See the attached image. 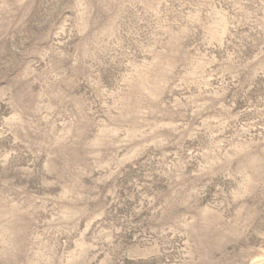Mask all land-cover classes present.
Returning <instances> with one entry per match:
<instances>
[{
  "label": "rangeland",
  "instance_id": "obj_1",
  "mask_svg": "<svg viewBox=\"0 0 264 264\" xmlns=\"http://www.w3.org/2000/svg\"><path fill=\"white\" fill-rule=\"evenodd\" d=\"M0 264H264V0H0Z\"/></svg>",
  "mask_w": 264,
  "mask_h": 264
}]
</instances>
